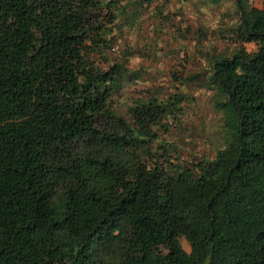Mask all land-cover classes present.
<instances>
[{"label":"trees","instance_id":"1","mask_svg":"<svg viewBox=\"0 0 264 264\" xmlns=\"http://www.w3.org/2000/svg\"><path fill=\"white\" fill-rule=\"evenodd\" d=\"M235 5L196 48L225 143L186 161L154 148L186 93L114 107L118 0H0V264H264V0Z\"/></svg>","mask_w":264,"mask_h":264},{"label":"rangeland","instance_id":"2","mask_svg":"<svg viewBox=\"0 0 264 264\" xmlns=\"http://www.w3.org/2000/svg\"><path fill=\"white\" fill-rule=\"evenodd\" d=\"M249 1L261 5V0ZM118 5L122 11L112 30L116 39L107 53L140 76L121 82L114 107L126 114L135 99L181 90L189 99L179 113L162 119L154 148L169 146L172 156L186 161L212 157L225 143L223 112L214 104L207 59L196 48L208 53L227 46L222 34H229L237 18L235 0H118ZM245 46L254 50L257 45L250 41ZM182 68L183 77L174 78ZM182 243L189 248L183 238Z\"/></svg>","mask_w":264,"mask_h":264}]
</instances>
